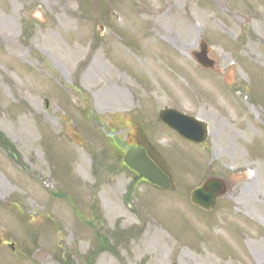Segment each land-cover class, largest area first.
Listing matches in <instances>:
<instances>
[{
    "label": "rangeland",
    "instance_id": "obj_1",
    "mask_svg": "<svg viewBox=\"0 0 264 264\" xmlns=\"http://www.w3.org/2000/svg\"><path fill=\"white\" fill-rule=\"evenodd\" d=\"M112 132L153 144L172 189L128 171ZM0 264H264V0H0Z\"/></svg>",
    "mask_w": 264,
    "mask_h": 264
},
{
    "label": "water",
    "instance_id": "obj_2",
    "mask_svg": "<svg viewBox=\"0 0 264 264\" xmlns=\"http://www.w3.org/2000/svg\"><path fill=\"white\" fill-rule=\"evenodd\" d=\"M195 56L202 66L206 68L214 66V61L207 56L204 43L201 51L196 52ZM160 118L188 140L202 142L207 136L208 129L204 122L187 117L173 109L166 108L162 110ZM113 138L117 146L125 152L124 162L129 168L136 171L139 177L163 189H169L172 186L169 175L155 163L142 145H130L117 135H113ZM226 187L227 182L225 179L210 178L200 188L193 191L192 202L206 210H212L216 206L218 197L226 193Z\"/></svg>",
    "mask_w": 264,
    "mask_h": 264
},
{
    "label": "bare ground",
    "instance_id": "obj_3",
    "mask_svg": "<svg viewBox=\"0 0 264 264\" xmlns=\"http://www.w3.org/2000/svg\"><path fill=\"white\" fill-rule=\"evenodd\" d=\"M193 27V25H189L187 26V29H191ZM250 174L246 171V172H230L227 176H226V182H227V189H226V193L224 196L230 198L231 195H233L234 193V188L235 186L242 182L245 181L247 179H249ZM250 180V179H249ZM248 183H250V181H248ZM248 183L246 184V187H248ZM46 253L43 249H36L33 254H32V258L34 260H38V261H43L46 259Z\"/></svg>",
    "mask_w": 264,
    "mask_h": 264
},
{
    "label": "trees",
    "instance_id": "obj_4",
    "mask_svg": "<svg viewBox=\"0 0 264 264\" xmlns=\"http://www.w3.org/2000/svg\"><path fill=\"white\" fill-rule=\"evenodd\" d=\"M4 146L8 149V151H10L11 150V148H12V145H10V144H4Z\"/></svg>",
    "mask_w": 264,
    "mask_h": 264
},
{
    "label": "flooded vegetation",
    "instance_id": "obj_5",
    "mask_svg": "<svg viewBox=\"0 0 264 264\" xmlns=\"http://www.w3.org/2000/svg\"><path fill=\"white\" fill-rule=\"evenodd\" d=\"M134 143V142H133Z\"/></svg>",
    "mask_w": 264,
    "mask_h": 264
}]
</instances>
